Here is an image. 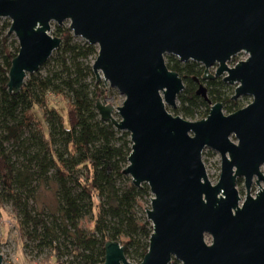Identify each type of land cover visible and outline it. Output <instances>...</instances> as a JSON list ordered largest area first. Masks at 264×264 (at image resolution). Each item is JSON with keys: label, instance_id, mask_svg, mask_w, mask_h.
<instances>
[{"label": "water", "instance_id": "obj_1", "mask_svg": "<svg viewBox=\"0 0 264 264\" xmlns=\"http://www.w3.org/2000/svg\"><path fill=\"white\" fill-rule=\"evenodd\" d=\"M0 17L10 19L7 33L18 43L9 93L17 94L26 75L60 46L61 37L49 34L51 22L68 20L73 36L97 46L96 81L102 74L124 96L116 107L97 98L95 108L102 120L129 133L122 173L152 193L144 207L152 231L139 263L109 239L101 264H169L173 258L180 264H264V0H0ZM239 52L246 58L229 67ZM165 55L199 63L205 72L216 64L208 77L237 82L231 97L250 95L252 101L228 114L215 102L199 120L171 114L166 105L176 106L184 82ZM195 94L210 102L203 84ZM205 147L220 156L216 183L202 161ZM254 177L259 187L251 195Z\"/></svg>", "mask_w": 264, "mask_h": 264}, {"label": "trees", "instance_id": "obj_2", "mask_svg": "<svg viewBox=\"0 0 264 264\" xmlns=\"http://www.w3.org/2000/svg\"><path fill=\"white\" fill-rule=\"evenodd\" d=\"M57 31L62 42L56 49L53 67L44 75L29 74L30 78L17 94L8 92L7 81L18 46L10 49L7 35L0 38V209L5 202H10L13 209L26 205L22 204L21 195L30 190L34 177L45 179L53 169L58 184L55 225L72 238V250L79 257L78 264H101L103 245L109 239L120 242L126 257L139 263L148 249L152 228L150 221L145 216H138L135 210L139 197L148 192V187H135L122 173L131 150L129 133L102 120L95 108L101 91L96 83L94 90L91 88L89 78L94 73L88 58L96 57L97 47L86 41L77 42L68 27ZM166 65L178 72L184 82V88L177 96L179 107L173 109L175 115L194 118L200 107L207 106V102L195 94L196 85L192 79L201 72L199 64L180 62L168 56ZM210 83L217 84L214 80ZM48 93L66 96L64 114L44 106ZM209 97L212 101H220L221 94L212 88ZM36 106L45 109L46 131L31 112ZM227 109L231 107L227 106ZM32 124L35 128L26 138L28 144H24L22 135ZM34 141L38 145L35 151L31 150ZM6 142L23 148L27 164L14 167L11 154L4 145ZM33 168L37 170L32 171ZM95 198L99 200L95 233L87 234L79 222L93 212ZM24 217L25 222L41 223L27 210ZM43 226L50 230L47 224ZM19 230L23 235L21 227ZM169 264L180 262L173 258Z\"/></svg>", "mask_w": 264, "mask_h": 264}, {"label": "rangeland", "instance_id": "obj_3", "mask_svg": "<svg viewBox=\"0 0 264 264\" xmlns=\"http://www.w3.org/2000/svg\"><path fill=\"white\" fill-rule=\"evenodd\" d=\"M10 25V19L8 17H0V38L7 35V42L10 45V49L15 46H18L17 39L14 34H8V28ZM64 27H68V20L63 21L61 25H57L55 22H51V28L49 34L53 36H59L60 32L57 29H61ZM7 33V34H6ZM77 42L85 41L81 37L74 36ZM96 46V45H94ZM61 47V44L60 46ZM97 47V46H96ZM57 53L56 49L49 56L47 61L39 68L38 71L30 74H34L35 76L44 75L49 69L53 67V62L55 60ZM168 56L173 55H165V62ZM247 56L245 52H239L231 57V59L227 62L229 67H232L238 60H243ZM95 58L90 56L88 61L91 63ZM191 62V61H187ZM216 64L209 67V73H214L216 70ZM101 74V73H100ZM93 76H90L89 80L92 82V90H94V84H98V89L101 91L100 95L97 96L101 100L102 103L106 104L110 102L114 107L119 106L124 96L120 94L116 88L111 87L108 82H104L102 74L100 78L97 79ZM30 78V75L27 74L24 82ZM214 81L217 82L216 85L214 83H207L204 81V84L209 88H216L220 94V101L223 103V113L228 114L236 109L244 107L252 100V96L250 95H241L236 99H232L231 96L234 94V89L237 85L236 83H227L222 81L221 76L217 77ZM219 81V82H218ZM106 83V85H105ZM106 88V90H105ZM231 97V98H230ZM226 98L228 99L227 102ZM215 99L213 100V102ZM67 98L64 95H55L48 93L44 98V106L53 107L59 113L64 114V110L66 107ZM179 100L176 98V106L171 107L166 105L167 110L175 115L174 108L179 107ZM210 104H207L206 107L202 106L199 108V112L196 113L194 118H186L188 120H199L204 117L205 110H209ZM227 106H230L231 109L228 110ZM44 107H34L32 109V114L37 122H39L43 130L46 131V119L44 118ZM208 113V111H207ZM112 115L119 119V115L114 110ZM181 116V114H178ZM35 128V125L32 124L31 127H26L22 137L24 138V144H28L26 138L29 137L30 132ZM231 140L235 141L233 136L230 137ZM7 150L11 154L12 162L14 163V167H21L27 164V155L25 154L23 148L12 146L11 143H4ZM38 149V145L36 142H33L31 150L35 151ZM202 161L204 163L206 173L208 179L211 183H216L220 173V156L219 154L205 147L202 152ZM36 168H33L32 171H36ZM261 171L264 173V165L261 166ZM125 177L129 178V183L131 182V178L128 175ZM122 181V180H121ZM120 183V182H119ZM123 183H126L123 181ZM262 184V183H261ZM147 184H142L144 186ZM148 187V186H147ZM257 185L253 183L251 186L250 193L254 195L257 191ZM58 189V184L56 182L54 176V170L51 169L47 173L45 179L34 177V180L31 184L30 190L26 192L24 196L21 195L22 205L17 207V209H13V206L10 202H5L0 209V254L2 255V264H49L62 262L64 264H78L79 257L74 255L72 250V238L66 235L61 231L60 228L55 225V218L57 216L56 213V196L55 191ZM237 189L241 196L245 194V188L243 185V178L240 177L237 181ZM152 193L149 191L144 193L139 197L137 206L135 207L136 214L138 216L146 217V209L150 207V199L152 197ZM96 206L93 208V212L86 217H83L79 225L80 227L87 233H95L94 229V220L96 218L97 212V204L99 200L97 198L94 199L93 202ZM26 206V207H25ZM146 209H145V208ZM26 208V209H25ZM27 210L31 213L33 217L39 219L41 223L34 224L33 221L25 222L24 211ZM20 222V224L18 223ZM47 224L50 228L48 231L43 226ZM22 228L23 235L19 228ZM71 230V229H70ZM206 241H209L210 238L206 236ZM128 260L132 263H137L135 260L128 258Z\"/></svg>", "mask_w": 264, "mask_h": 264}, {"label": "flooded vegetation", "instance_id": "obj_4", "mask_svg": "<svg viewBox=\"0 0 264 264\" xmlns=\"http://www.w3.org/2000/svg\"><path fill=\"white\" fill-rule=\"evenodd\" d=\"M199 64V63H198ZM199 66V70L201 71V72H199V75H194L195 77H197L198 78V81H195L194 79H193V77L194 76H192V79L194 80V83H195V85H196V88H197V86H198V84L199 83H201V84H203L204 86H205V88H206V94H207V98H208V100L210 101V102H208L207 100H204L202 97V99L204 100V101H206L207 102V104H210V106L213 104V103H215V102H221L222 103V101H212L211 99H210V97H209V88L204 84V81H206L207 83H210V81H212V80H215L217 77H214V78H209L208 76L209 75H213V73H209V69H208V71L207 72H205V68L201 65V64H199L198 65ZM203 75H206V78L204 79V78H202V76ZM238 98V97H237ZM233 99V98H232ZM236 99V98H235ZM252 101V100H251ZM210 106H209V108H210ZM222 108H223V103H222ZM242 108V107H241ZM223 110V109H222ZM237 110V109H236ZM209 111V110H208ZM263 166V165H262ZM260 170H261V167H260ZM262 172V171H261ZM263 173V172H262ZM264 174V173H263ZM239 178L240 177H238L237 178V180H236V187H237V181L239 180ZM255 179H256V177H254V179H253V183L254 184H256L254 181H255ZM253 183L251 184V186L253 185ZM260 183H262V182H260ZM243 185H244V182H243ZM257 185V184H256ZM261 185H263V183L261 184ZM258 186V185H257ZM259 187V186H258ZM258 187H257V191H258ZM245 188V187H244ZM250 190H251V187H250ZM239 191V190H238ZM256 191V192H257ZM255 192V193H256ZM241 195V194H240ZM244 196V195H243ZM242 196V197H243Z\"/></svg>", "mask_w": 264, "mask_h": 264}]
</instances>
